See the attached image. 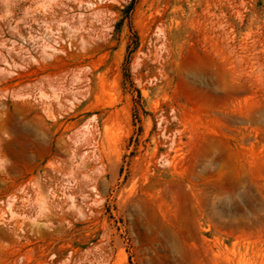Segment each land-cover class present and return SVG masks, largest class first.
Returning a JSON list of instances; mask_svg holds the SVG:
<instances>
[{"label":"rangeland","instance_id":"rangeland-1","mask_svg":"<svg viewBox=\"0 0 264 264\" xmlns=\"http://www.w3.org/2000/svg\"><path fill=\"white\" fill-rule=\"evenodd\" d=\"M0 264H264V0H0Z\"/></svg>","mask_w":264,"mask_h":264}]
</instances>
